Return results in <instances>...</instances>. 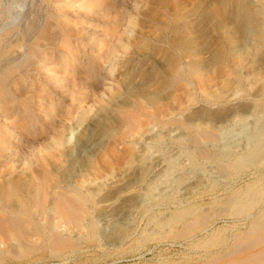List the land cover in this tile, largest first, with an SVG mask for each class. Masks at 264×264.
Here are the masks:
<instances>
[{"label":"bare ground","instance_id":"bare-ground-1","mask_svg":"<svg viewBox=\"0 0 264 264\" xmlns=\"http://www.w3.org/2000/svg\"><path fill=\"white\" fill-rule=\"evenodd\" d=\"M138 1L144 3L141 11H135ZM226 13L248 28L260 24L264 29V0H0V264L38 251L57 255L76 248L78 236L92 239L97 207L107 217L121 218L132 206L149 210L152 204L142 194L147 183L149 188L153 183L154 203L170 191L167 184L161 187L162 177L173 175L177 184L195 167L163 153L159 146L167 138L189 150L191 159L214 163L208 170L214 179L231 181L246 163L259 169L252 182L225 201L186 205L156 219L159 229L169 226L172 237H187L207 231L224 213L251 217L229 243L210 235L207 244L217 250L194 264H264L262 133L237 134L246 136L245 144L232 153L217 144L218 127L190 124L173 102L165 114L150 111L159 95L156 87L165 90L156 84L186 76L196 61L190 60L207 52L195 40L222 23ZM128 27L134 38L124 47ZM120 47L124 51L112 74L108 61ZM250 48L253 43L246 38L242 49ZM262 102L256 106L264 112ZM202 109L191 117L200 119ZM152 123L156 133L149 132ZM74 126L79 133L67 142ZM140 130L142 142L135 137ZM112 133L119 138L105 142ZM110 150L115 151L112 158ZM129 161L130 169L112 175ZM191 176L179 187L186 197L200 183ZM112 232L115 241L127 236L119 225Z\"/></svg>","mask_w":264,"mask_h":264},{"label":"rangeland","instance_id":"rangeland-1","mask_svg":"<svg viewBox=\"0 0 264 264\" xmlns=\"http://www.w3.org/2000/svg\"><path fill=\"white\" fill-rule=\"evenodd\" d=\"M143 9L144 3L138 1L135 5V11H141ZM235 16L236 15L226 13L220 17L222 23H217L213 26H209L208 29H205L202 36L197 38L195 42L198 44H205L207 52H202L199 54L200 56L196 55L193 60H190L196 61H194L193 64L189 62V65H192L188 68L186 76L182 79L167 80L157 83L156 85L159 88L163 86L166 92L165 90H160L156 87V91L159 95L157 94V100L152 103L150 107V111L152 112L165 114V112H168L169 110L168 105L173 102L175 105L174 110L188 119L190 124H194L199 128L218 127L217 129L219 130L220 138L218 139L217 144L220 145V148L223 146V149H231L230 151L232 153L241 152L243 150L242 146L244 147L242 143L245 144L246 136L242 135V137L237 134H251L254 136L258 133H262L264 136V112H261L258 106H256V103L261 101L264 102V92L262 91L264 90V29H262L260 24H255L252 28H248L241 22V20L235 19ZM126 30V35L124 36L125 42H123L124 47L130 44L134 38L133 28L128 27ZM195 35H197V32ZM246 38H249L253 43V48H250L249 52H247L246 49H242V44ZM119 49L120 51L117 50L108 61L110 67L109 71L112 74L116 72L118 61H120V54L124 51L121 47ZM201 106L204 109L199 111L200 119L196 116L191 117V113ZM254 106L256 107L254 108ZM224 115L225 117L221 118V116ZM245 124L249 127L247 126L246 128H243ZM78 127L79 126H74L72 129L68 130V135L66 136V140L68 139L67 142L73 141L74 136L79 133L80 127ZM149 128L150 133H156L158 131V127L153 123L149 125ZM248 129H250L249 133H247ZM116 134L117 133H112L109 135L108 139H105L104 141L107 142L106 140H108V143L112 144L115 139L117 140L119 138V135ZM166 135L171 138L167 133ZM136 136L140 137L139 142H142L144 132L142 133V130L135 132V137ZM167 140L159 146L163 153L166 151L165 155L169 154L171 158H176V161L183 160L182 162L186 165H190L191 162L196 167H194L190 174L194 175V177H198L200 183H197L199 186L196 187L195 185V188L191 189L192 191L190 190L191 193L188 197H186V195L184 196L183 189L180 188L184 185V181H186L187 177L192 178L193 176L189 174L186 176V179L184 178V181H177L179 186L172 181L174 177L173 175L171 176L172 178H170L171 180L169 179L170 175L166 176L167 178L164 176L160 183H163L161 187L170 186L168 188L170 191H166V196L165 193L161 194L160 197L158 196L159 199L157 202H151L150 198L154 193V191L151 190L153 183L149 184L150 188L148 183L146 184L147 186L145 185L148 190H143V192H146V195L144 193L142 194L145 196V202L149 205L152 204L146 212L141 206H134L136 209L132 206L134 210L130 208L126 214L127 216L125 215L126 217L122 216L121 218L119 216H109V218L101 213V210L99 209L100 207H97L95 214L96 217H94L93 221L95 236L92 239H85L82 236L79 238L80 236H78L75 244L76 248H69L67 251L64 250L57 255H53L49 251H38L37 253L34 252V254H30L28 257H23L18 261H10V263L194 264L204 257L212 255L217 250L216 246L209 247L207 244L210 235L225 238L229 243L234 233L244 231V229L248 227L251 217L224 213L221 219H218V221H215L210 225L207 231L202 233L197 232L187 237H172L175 235L174 233H171V228L169 226H161L162 228L159 229L160 226L156 225V219L163 218L165 215H169L171 211L173 212L176 210V208L179 209L181 207H186V205L190 206L198 203L197 205H200L201 207H207L213 204L216 200L221 202L222 200L225 201V199L228 198V195H231L232 192L243 188L247 182L249 183L254 180V172L259 169L257 168L258 166L256 167L252 165V163L244 164L246 168L242 167L244 168L243 171L237 173L231 181H225L221 178L214 179L213 175L210 174L211 176H209L208 172V170L213 168L214 163L211 162V164L210 161H204L196 156L191 159L189 157V150L180 148L179 144L174 140L171 141L168 138ZM238 141L240 144H236ZM233 142L236 145H234ZM229 143H232L233 146L226 148L225 145ZM237 146H241L240 148H237L238 151L235 150ZM183 151L185 152L183 153ZM113 152L115 153V151L111 150L108 152L111 154V158L114 156ZM147 158L148 156L144 155L141 160L146 162V160L148 161ZM132 164V162L130 164V161L125 162L124 166L126 167L122 166V164V167H119V170L116 168L113 170L112 175H115L117 171L120 172L127 168L130 169ZM234 168L235 171L239 169L238 165L233 166L232 170ZM207 173L208 176H205ZM189 178L187 180H189ZM211 178L213 180H211ZM144 179L145 178H143V182L146 183V179L145 181ZM163 180H168V182H164ZM226 184L228 186H226ZM159 187L156 189V192H160L162 189ZM174 187L176 189L175 191ZM178 191H181L183 194H179ZM163 198L165 199L163 200ZM261 207H264V197L261 201ZM155 215L156 217H154ZM118 225L125 233H127V236L125 239L123 238L122 240L115 241L112 229L115 226L118 227ZM10 263L6 262L5 264Z\"/></svg>","mask_w":264,"mask_h":264}]
</instances>
